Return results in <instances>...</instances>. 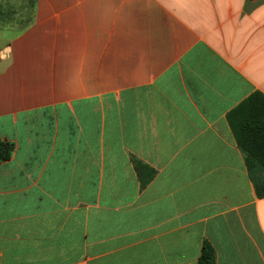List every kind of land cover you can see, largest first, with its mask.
Here are the masks:
<instances>
[{
  "label": "crops",
  "instance_id": "crops-1",
  "mask_svg": "<svg viewBox=\"0 0 264 264\" xmlns=\"http://www.w3.org/2000/svg\"><path fill=\"white\" fill-rule=\"evenodd\" d=\"M0 4V264H264L228 122L264 94V0Z\"/></svg>",
  "mask_w": 264,
  "mask_h": 264
},
{
  "label": "trees",
  "instance_id": "trees-1",
  "mask_svg": "<svg viewBox=\"0 0 264 264\" xmlns=\"http://www.w3.org/2000/svg\"><path fill=\"white\" fill-rule=\"evenodd\" d=\"M228 122L238 146L245 154L249 170L253 171V168L258 166L264 169V94L260 91L251 94L228 114ZM14 150L15 144L0 136V164L10 159ZM136 168L143 187L156 174L154 169L139 161H136ZM255 184L257 195L263 197L264 182L256 178ZM215 263V248L208 240H204L202 252L196 264Z\"/></svg>",
  "mask_w": 264,
  "mask_h": 264
}]
</instances>
